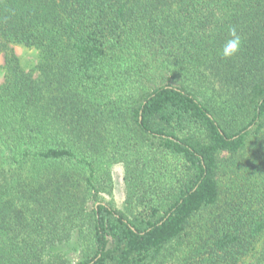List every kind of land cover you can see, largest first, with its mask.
I'll use <instances>...</instances> for the list:
<instances>
[{"label": "trees", "instance_id": "1", "mask_svg": "<svg viewBox=\"0 0 264 264\" xmlns=\"http://www.w3.org/2000/svg\"><path fill=\"white\" fill-rule=\"evenodd\" d=\"M0 54V264H264V0H0Z\"/></svg>", "mask_w": 264, "mask_h": 264}, {"label": "rangeland", "instance_id": "2", "mask_svg": "<svg viewBox=\"0 0 264 264\" xmlns=\"http://www.w3.org/2000/svg\"><path fill=\"white\" fill-rule=\"evenodd\" d=\"M15 52L24 69L30 70L36 66L38 60V51L32 47H25L22 45H15ZM3 63V56L0 54V81L2 79L3 71L1 65ZM110 171L113 178L112 196L116 204H121L124 199L123 189V167L121 164H112ZM172 264H176L175 261Z\"/></svg>", "mask_w": 264, "mask_h": 264}, {"label": "clouds", "instance_id": "3", "mask_svg": "<svg viewBox=\"0 0 264 264\" xmlns=\"http://www.w3.org/2000/svg\"><path fill=\"white\" fill-rule=\"evenodd\" d=\"M228 37L220 49V55L225 59L235 56L240 51L242 45V38L237 34L235 28L228 30Z\"/></svg>", "mask_w": 264, "mask_h": 264}]
</instances>
